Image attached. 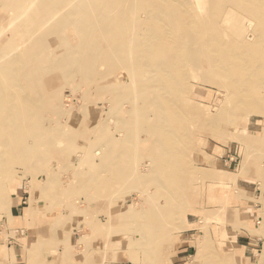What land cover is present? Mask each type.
Returning a JSON list of instances; mask_svg holds the SVG:
<instances>
[{"label": "rangeland", "instance_id": "obj_1", "mask_svg": "<svg viewBox=\"0 0 264 264\" xmlns=\"http://www.w3.org/2000/svg\"><path fill=\"white\" fill-rule=\"evenodd\" d=\"M131 1L132 0H124L123 2L131 3ZM160 1L166 4L163 11L166 13V16H163V21L159 23V26L165 30L161 32L163 34H157L156 38H150L151 41L148 42V47L153 55L160 54L157 56L158 58H163L162 55H164L165 59L170 60L169 63L165 65V68L171 72L172 77L175 75L170 85V91L175 94H169L171 96L170 98H172L169 99L174 103H170L172 105L170 106L169 101H166L168 107L174 109L176 113H174V110L168 107L166 108L168 110H166V113L171 116L169 121L170 126L176 132L179 143V145H176V150H178L177 155H181L180 160L179 156L176 157L179 165L175 170V176H171L173 180L169 177L170 180L168 178L164 182V187L162 188L158 187L155 183H149L143 188L118 187L116 184L124 179H128V176H126L127 169L133 170L135 168V171H137L138 168H140L138 171H144V169L151 164V166L157 165V162L155 163V160L153 161V157H149V160L148 158H130V162L129 160L123 161L124 163L118 162L112 150L110 151L103 147L105 142H112L107 140L114 133V143L109 147H113L115 144L113 150H120L122 147L123 149H127L128 145L122 142V139L126 136L125 133H127V135L130 134L131 127L127 115L124 117L127 123H125V121H120L121 119H119L118 115L121 113L120 111L116 112L114 109L115 93L107 87V85L111 83L121 82V77L109 71V58L105 55L106 49L102 47L100 37L87 36L86 44L88 48L92 46L93 49L89 50L94 54L95 58L97 57L96 59L93 58L92 65H89L92 69H89L88 66L82 75L75 73L77 76H75V74L71 75L65 80L66 83L62 82L63 85L60 84L61 82L56 84V86H58H55L56 93L54 92V94L48 95L50 93L43 88H40L36 92L39 98V109H44L40 111L37 117V123H45L47 126L49 121L48 128L45 127L40 132L44 141H47V137L50 138L48 141L51 142V144L48 141L47 143L49 145L47 143H42L43 145H39L37 149H35V152L37 154H42L48 149H56L63 158V166L69 167V170L66 168L63 169L64 172H58L53 182L55 185L51 184L50 187L47 186L44 188L39 184H41L46 177L38 172L36 174H30V176L22 165L13 162V158H15V153L13 151L10 152L8 155L9 157L7 156L3 165L0 166V197L4 195L5 199H3L7 201L5 210L0 209V220L3 217H7L10 208L19 202L21 203V211L24 212L22 217L10 219L3 226L2 223H0V264H248L244 260L242 248L239 247L237 243V235L239 230L247 224V221L243 218L244 208L248 207V204L253 202H263L264 115L256 116L243 112L236 121L235 126L233 125L232 127L210 125L208 121L210 118L219 114L223 109V104L227 106L226 109L228 110L234 107L232 106L236 103L234 96H230V98L227 99L230 94L240 93L239 99L241 100H245L248 96H251V98L263 96L264 71L261 69L260 72L253 73L250 76L248 75V77L247 75L244 76L246 77L245 80L247 79L246 85L241 86V88L236 87L232 78L225 75L223 72L216 71L212 73L206 71L205 74L204 66L207 65V60H209L208 57V59L206 58L201 64H196L193 61L191 62L189 58L187 60V57H185L187 55H183L187 49L186 46L176 47L178 46L179 39L177 34H179L180 31H175V22L181 23L180 30L187 39L184 38L185 42L187 41V45L189 44L188 41L190 42L189 39L193 38L198 33V30L203 32L202 37L204 35L207 37L226 35L230 37L229 40H236V38L247 30L246 26L242 27L238 20H236L242 18V15L238 14L237 18L231 19L228 23L224 22L222 26L219 25V28H222L218 29L220 31L209 32L205 31L211 24V16L209 13L211 5H209V2H207L206 8L200 11L197 0ZM153 2L154 0H141V4L137 7L135 13H130L129 11V14L132 16L134 15L133 18L136 19V22L129 27L128 32L131 34L132 30L131 36L135 39L141 38L144 33H141L140 27L143 20L153 12ZM10 11L11 10L8 9H0V29L8 27V30H11L10 33L14 41L19 45L18 50L21 51L24 48L21 47V45L24 44L26 36L18 32L13 33L12 24L7 26L9 22H12L14 17V12L12 11V13ZM9 12L11 14H9ZM174 18L175 20H173ZM244 22L246 21L244 20ZM72 30L76 31V29H72V27L66 29L67 32L71 31L70 33H73L72 36L77 34L75 36L77 37L76 39L74 37L72 38L73 43H80L77 42L81 41L80 34H78L77 31L72 32ZM147 30L148 29H145V32ZM242 30L244 31L242 32ZM237 34H239V36ZM79 37L80 39L78 40ZM159 41L161 42V47L158 50L157 47H159V45L157 47H155V45L159 44ZM153 43L156 44L154 45ZM93 50L96 52L102 50L104 52L101 51V53H96ZM169 51L172 54L171 56ZM187 52L188 51L184 54H187ZM163 53H167L170 58L166 56L167 54ZM118 54H120V51H118ZM132 54L133 58L146 57L148 55L149 60L147 65L135 67L134 71L127 72L126 75L122 76V80L126 76L124 80L131 83L128 88L118 92L121 96L124 94L119 102V105L125 106L123 110H127V103L133 101L135 90L140 85L139 81L155 73L154 67L150 65L152 64V56L150 57L149 54H146V52L142 50H137L136 52L133 50ZM104 55L106 58L104 57L105 60L103 59L102 61V56ZM257 64L258 63L255 65ZM260 64L262 63L260 62ZM255 65L244 66L243 68L254 69ZM189 66L192 67L189 68ZM198 68L200 71H198L197 74L195 71H197ZM94 70L95 73H93ZM189 72L192 73L190 74ZM88 75L91 76L89 77ZM109 75L110 78L112 77V80L108 78ZM191 75H194L193 77L195 78ZM200 77L202 78L201 80L199 79ZM179 78L182 79L178 81ZM223 78L224 80H222ZM102 79L105 81L104 83ZM214 79L216 82L211 81ZM99 80H102V83ZM96 81L100 83L98 82V84ZM20 82L22 85H25L23 79H21ZM68 83H71V86ZM177 83L182 87L178 86ZM173 86L175 87V91H172L174 90ZM127 91L129 93H127ZM15 96L19 98L20 94L15 93ZM106 106H108V109ZM191 107L192 109L190 111ZM50 109H55L58 114L53 116ZM106 110L108 111L105 112ZM260 110L264 113V104ZM52 117L54 122H52ZM56 117L59 119H56ZM90 119L94 121L92 127L88 128L85 124L87 120ZM174 121H176V123ZM187 124L189 126H187ZM50 125L52 127H50ZM174 125L179 127L176 128ZM182 126L185 128H182ZM56 131H61L62 134L56 135ZM180 134L183 138L180 137ZM245 134H248L249 137L245 139L247 142L243 143L239 137ZM117 135L119 138H117ZM255 137L258 138L255 139ZM52 142H54L56 146H53ZM248 146H251V149H249ZM97 147L104 148L106 154L103 152V158L107 157L106 160L103 158L101 160L93 156V150ZM114 158L115 160L113 161L112 159ZM93 159H96V162L92 164L91 162ZM66 162L69 166L65 165ZM133 162L134 164L136 163L135 166ZM39 163L49 169H53L56 166L54 160L50 157H45ZM110 163L112 166L116 163L115 166L117 167H112ZM101 165H103V167L105 166L107 169L103 168V170ZM109 166H111V168H109ZM115 168H120V171L117 170V173L115 172L116 174H113L114 172L112 169ZM81 171L82 174L83 172L84 174L91 172V175L97 172L94 176H98L96 179L101 184V190H92L89 192H93L92 194L84 191V189L81 190L79 188L81 185L79 182L82 178H78ZM77 174L79 175L76 176ZM114 176L117 178V182L113 180ZM60 180L61 182H59ZM169 181L171 185L168 184ZM67 182L71 184L70 187L73 190L70 188L69 191H62L59 186ZM75 182H77V184ZM163 188L164 190H162ZM166 190L167 194L169 193L172 197L169 196L171 199V201H169L170 203H164L163 205L168 207L169 204L172 203L175 207L178 206V212L173 219H169L170 221L165 223L158 230L157 235H149L148 243L151 244V246L147 249L148 251H142L141 247H139V245L141 246V242L137 246L138 241H134L133 245L120 243L123 232L120 226L114 222L113 218H110V216L108 219L106 218L108 213L112 214L114 217L117 215L121 206L130 203L133 204L134 208H139L140 210H147L154 206L160 207V203L155 201L153 196L160 195L161 192L164 194ZM256 190L260 192V195L257 196L256 194L255 197ZM86 193H88V195H85ZM53 195L55 197H53ZM83 195H85V197H91L85 198ZM149 195L152 196L149 197ZM148 197L152 198V200ZM68 198L70 201H68ZM75 198L76 200H74ZM3 199H0V208L4 207V204L2 205ZM62 199L63 203L74 202V206L76 209L78 208V210L74 209L73 203L70 204V206L72 205L71 207L69 205L63 206L62 201H60ZM151 201L154 204H150ZM72 215L76 216L74 217ZM92 219L93 228H91L92 226L90 224L87 225V221ZM145 222L146 219L139 217L138 221L134 224V228L140 229L141 227H145ZM52 223L53 225H57L61 231L56 234L46 232L47 228L53 226ZM136 224L140 225V228L139 226L137 227ZM85 225H87V227ZM94 226L96 228H100L101 226V229L94 232ZM46 238L47 240H45ZM48 238L50 239L48 240ZM44 243L46 245H44ZM43 245L46 246V249L43 248ZM47 248H49V250ZM145 256L147 257L145 258ZM149 256H152L154 259H151L152 257L150 258Z\"/></svg>", "mask_w": 264, "mask_h": 264}, {"label": "bare ground", "instance_id": "obj_2", "mask_svg": "<svg viewBox=\"0 0 264 264\" xmlns=\"http://www.w3.org/2000/svg\"><path fill=\"white\" fill-rule=\"evenodd\" d=\"M123 1L124 0H0V9L2 8L8 9V10H11L10 12L12 11L14 12V17L12 19V22H9L7 26H10L12 24L11 26H12L13 33L18 32V33H21L23 36H26L24 44L21 45V47H24V48L21 51H19L18 50L19 45L14 41V38L10 33L11 30H8V27H5V29H0V166L3 165V162L5 161L6 157L10 154V152L13 151L15 153V158H13V162L22 165L25 168V171L29 173V175L34 174V173L36 174L38 172V173L43 174L46 177L44 181L42 183L40 182L41 184H39L40 186L44 188H46L47 186L50 187L51 184H53V182L55 181L58 172H61L63 171V169L67 168L63 166L64 164L63 158L61 157L60 152L57 151L56 149H48L45 151V153H42V154H39V153L37 154L35 152V149H37L39 145H41L42 143L46 144L48 139H50L49 137H47L48 138L47 141H44L42 139L41 132H40L43 128L49 125V121H48L47 126L45 125V123H40V124L37 123V117L39 116L40 111L44 109L43 108L39 109L40 108L39 98L37 97L36 92L40 88H43L48 93H50V94L47 93L48 95H51L52 93L54 94L56 84L60 82H61L60 84H62V82L66 83L65 80L75 73L82 75L86 67H88L92 63L93 58H95L94 54H92L91 51L89 50V49L91 50L93 49L92 46H89L91 48H88L86 44L87 43L86 37L96 36V38L100 37L101 45L102 47L106 49L105 55L107 56V58H109V64H108L109 71L112 73H116V75L121 77L120 79L121 82L118 81V83H111L107 85L108 89L115 93V94L113 93L115 95L114 109L116 112L120 111L121 114L118 115L119 119H121L120 121H125L124 120L125 115L128 116V121L130 122L129 124L131 127L130 134L127 135V133H125L126 136L124 135L125 137L124 138L122 137L123 138L122 142L128 145L127 149L125 148L123 149L122 147L120 148V150L119 149L113 150L115 144L113 147H109V146H112V144L114 143V140H115V135L113 136L114 133L107 140V141H112V142H105L103 147L106 149H109L110 151L112 150V153L114 157L117 158L118 162L127 161L130 158L132 159L133 158L134 159L148 158L149 160L151 157H153V161L155 160L154 161L155 163L157 162V165L155 166H151L152 164L150 163L151 165L146 167L144 171H138L140 168H138V170L135 171L134 167H133L134 168L133 170L127 169L126 176H128L127 177L128 179H124L123 181L117 182L118 180L114 176L113 180L117 182L116 184L118 185V187L125 186V187H132V188H136V187L143 188L149 183H155L158 187L162 188L164 187L163 186L164 182L169 177L172 178L171 176H175L176 174L175 170L177 166L179 165V163H177L178 159L176 160V157L179 156V160H180L181 155H177L178 150H176L177 148L176 145L177 144L179 145L177 135H176V132L171 128L170 123H169L171 116L166 113V110H167L166 108L168 107L166 101H169V104L174 103L170 100L172 98H170L171 96L169 94L173 95L172 93H174L170 91L171 90L170 85L175 75H173L172 77L171 72L165 68L166 67L165 65L168 64L170 60L165 59L164 55H162L164 59L161 57L158 58L157 56L160 54L153 55L152 52H150V49L148 47V42L151 41L150 38L152 39L156 38L157 34L158 35L163 34L161 32L165 30L164 28H161L159 26L160 25L159 23L163 21V16H166V13L163 12L166 4L165 2H161L160 0H154L153 2L154 5L152 7L153 12L150 13L149 16H147L143 20L141 27L139 26L141 33L143 32L144 33L142 34L141 38L135 39L134 37L131 36L132 30H131V34H129L128 32L129 27L136 22V19L133 18L134 15L132 16L131 14H129V11L130 13H135V10L141 4L140 3L141 0H132L131 3H125ZM207 2H209V5H211L210 12H209L211 16L210 17L211 24L205 31H209V32L210 31H220L218 29H222V28H219V25L222 26L224 22L228 23L231 19L233 18L235 19V17L237 18V15L239 14V15H242V18H239L236 20H238V22L240 23L242 27L244 26L247 27V30L245 28L246 32L244 33L243 32L244 30H242L243 34L240 36L239 34H237L239 37L238 38L235 37L236 40H232V39L229 40L230 37L226 35L215 36V37L213 36L207 37L206 35H204L205 37L204 36L202 37L203 32L198 30V33L193 38L189 39L190 42L188 41L189 44L187 45L186 43L187 41L185 42L184 40L185 37L183 36L182 31L180 30L181 23L174 21L175 31L176 32L180 31L179 34H177L179 39H178V46L176 47L186 46L187 47L186 51L188 52L187 54H184L186 52L184 50L185 52L183 53V55H187L185 56L187 57V60L189 58L191 62L193 61L196 64L197 63L201 64L208 57L209 60H207L208 61L207 65L204 66L205 74H206V71H210L212 73L216 71L223 72L225 75L232 78L233 83L236 85V87L241 88V86L246 85L247 79L245 80L246 77L244 76L247 75L248 77V75L250 76L253 73L260 72L261 69L264 71V0H197V4H198L200 11H203L206 8ZM10 12L9 14H11ZM173 20H175V18ZM244 20L246 22H244ZM68 27H72V29L75 28L77 33L80 34L81 41H77L80 43H77V44H75V42L73 43L72 38L74 37L76 39L77 37L75 36L77 34L75 36H72L73 33L71 34L70 33L71 31H68V32L66 31ZM145 29H148V30L145 32ZM76 31L72 30V32H76ZM79 39L80 37L78 38V40ZM160 43H161L160 41H159V44L155 43L156 45L153 43L155 47L159 45V47H157L158 50L161 47ZM133 50L134 52H136L137 50L139 51L142 50L146 52V54H149L150 57L152 56L151 57L152 64L150 65L154 67L155 73L152 76L142 78L139 81L140 85L135 90V97L133 98V101L131 103L130 102L127 103V108H126L127 110L124 109L125 110L124 111L123 108L125 106L119 105L120 99L122 98L124 94L121 96V94H119L118 92L122 91L123 89L128 88L129 84L131 83H129L127 80H124L126 79L125 78L126 76L122 80V76L126 75L127 72L134 71L135 67H141L143 65H147L148 60H149L148 55L146 57H134L133 58V54H132ZM101 51L99 52L101 53ZM118 51H120V54H118ZM99 52H96V53H99ZM169 53L171 56L172 54L170 51ZM163 54H167V53H163ZM105 55L102 56L103 57L102 61L104 57L106 58ZM166 56L170 58L168 54ZM260 62L262 64H260ZM256 63L258 64L255 65ZM196 64L194 65L196 66ZM249 65H255L254 69H249V68L244 69L243 68L244 66L247 67ZM191 67L189 66V68ZM88 68L92 69V67L90 66ZM198 71H200L199 68L195 72L197 73ZM93 73H95V70L93 71ZM75 76H77V74H75ZM88 76L90 77L91 75H88ZM191 76L193 77L194 75H191ZM114 77L119 78L117 76H114ZM108 78L112 80L111 79L112 77L110 78V75L108 76ZM21 79L25 81V85H22V83L20 82ZM181 79L182 78H179L178 81H180ZM199 79L201 80L202 78L200 77ZM102 80H99V81L101 82ZM222 80H224V78ZM99 81H96V82L98 83ZM211 81L216 82L215 79ZM104 82L105 81L103 80V83ZM68 84H70L71 86V83H68ZM83 84L85 85L84 82ZM174 86H173L174 90L172 91H175ZM178 86L180 85L178 84ZM15 93H19L20 97L16 98ZM127 93L129 92L127 91ZM237 94L236 93L232 95L227 94L228 95L227 99H229L230 96L231 97L234 96V99L236 102L235 105H232L234 107L228 110L226 109L227 106L223 104L224 105L223 109L219 112V114L209 119L208 122L210 123V125L212 124L215 126L224 125L228 127H232L233 125L235 126L236 121L239 119V116L243 112L244 113L247 112V114H252L256 116L264 115V113H262L263 111L260 110V108L264 104V95L261 97H252V98L251 96H248L245 100H241L239 99V96L241 94L240 93H237ZM170 106L172 105L170 104ZM107 107L108 106H106V108ZM191 109L192 107L190 108V111ZM171 110H174V109H171ZM107 111L108 110H106L105 112ZM50 112L53 114V116L54 115L56 116L58 114V112L55 111V109H52V110L50 109ZM50 112H47V113H50ZM169 113L172 114L171 112ZM174 113H175V110H174ZM86 115L88 114L86 113ZM56 119H59V118L56 117ZM52 120H53V117H52ZM93 121L94 120H91V119L87 120L85 124L86 127L88 128L92 127ZM176 121L174 122L176 123ZM262 121H261V125H262ZM52 122H54V120ZM125 123H127V121H125ZM263 124H264V121H263ZM176 125H174V127L176 128L179 127ZM184 126H182V128ZM187 126L189 125L187 124ZM50 127L52 126L50 125ZM61 131H56V135L62 134ZM179 131H182V130H179ZM180 137L183 138L181 134H180ZM247 137H249V135L245 134L242 137H239V139L243 143H246L247 140L245 141V139H247ZM263 137H264V134H263ZM117 138H119L118 135H117ZM257 138L258 137H255V139ZM54 142H52L53 146L55 145ZM49 143L51 144V142ZM103 147L95 148L93 150V156H95L96 158H100L102 160L103 154L105 153ZM248 147L249 149H251L250 148L251 146H248ZM45 157H50L52 160H54L56 166L53 169H49L44 165H40L39 162H41ZM106 158L107 157L103 159L106 160ZM95 160L96 159H93L91 163L92 164L95 163L96 162ZM112 160L114 161L115 158ZM130 161L131 160H129V162ZM243 161H244V158H243ZM67 162L65 165H68ZM115 164L116 163H114L113 166H115ZM103 165H104V162H103ZM103 165H101L102 169L103 168L107 169L105 168V166L103 167ZM133 165L135 166L136 163L134 164L133 162ZM111 166H109V168H111ZM67 169L69 170V167ZM115 169H112L114 172L113 174H116L117 173L116 171L119 170L120 168H115ZM90 173L91 172L84 174L83 172L82 174V171H81V173H79L80 175L79 174L76 175V176L79 175L78 178L79 177L82 178V180H80L79 182V184H81L79 188L81 190L84 189V191L88 193L92 190L93 191L101 190V184L96 179L98 176H94L97 174V172H95V174L93 173L92 175ZM59 182H61V180ZM68 182L63 183L59 186L62 189V191L70 190L71 184L69 183H72V182H69V183ZM75 183L77 184V182ZM76 184H75V187H76ZM168 184H170V181ZM162 190H164V188ZM88 193H86L85 195H88ZM92 193H89V194H92ZM51 194H54V193H51ZM168 194L166 190L164 194H162L161 192L160 195L153 196L154 197L153 199H155V201L160 203V207L154 206V207H150V209H147V210H140L139 208L138 209L134 208L133 204L130 203L128 205L121 206L117 212V215L114 217L112 216V214L108 213L106 218L108 219L109 216L110 218H113L114 222L120 226V229L123 232L120 238L121 240L120 243H123V244L125 243L127 245H133L134 241L135 242L138 241L137 246L141 242V246L139 245V247H141L142 251L144 252L148 251L147 249L151 246V244L148 243L149 235L150 234L157 235L158 230L165 223L170 221L169 219H173L175 217V214H177L178 212V209H177L178 206L175 207L172 203L169 204L168 207L163 205L164 203H168L169 201H171V199L169 198V196L171 195L170 194L168 195ZM85 195H83V197H85ZM152 195H149V197ZM55 196H56V192H55ZM55 196L53 195V197ZM4 197L5 196L3 195V197H0V199L1 198L3 199ZM88 197H85V198H88ZM4 199L2 200V205L4 204V207L0 208L2 210H5V207L7 204V201H5ZM149 199L152 200V198H149ZM74 200H76V198ZM60 201H62L63 206H67V205L70 206V204L72 203L74 206L75 204L74 202H66V203L64 202L63 203V199ZM68 201H70L69 198H68ZM0 203H1V200H0ZM151 203L154 204L152 201L150 202V204ZM74 209H76V207ZM76 210H78V208ZM139 217L146 219L145 227L140 228V225L136 224L137 227L139 226L140 228V229H136L134 228V224L138 221ZM87 223H88L87 225L90 224L92 226L93 219L90 221H87ZM87 225L85 226L87 227ZM96 227L93 230L94 232H97V230L101 229V226L100 228H96ZM91 228H93V226ZM60 231L61 230L59 229L57 225H53L52 227L50 226L49 228L46 229V232H50L52 234H56L57 232H60ZM49 239L50 238H48V240ZM45 240H47V238ZM44 245L46 244L44 243ZM44 245H43V248L46 249L45 248L46 246ZM47 249L49 250V248ZM146 257L147 256H145V258ZM149 257L151 258L152 256H149ZM151 259H154V258L152 257Z\"/></svg>", "mask_w": 264, "mask_h": 264}, {"label": "crops", "instance_id": "obj_3", "mask_svg": "<svg viewBox=\"0 0 264 264\" xmlns=\"http://www.w3.org/2000/svg\"><path fill=\"white\" fill-rule=\"evenodd\" d=\"M256 194L259 196L260 192L256 190L255 197ZM262 199V203L253 202L244 208L243 218L247 224L237 235V243L242 248L244 260L248 264H264V193ZM20 206L19 202L10 208L8 216L0 220L2 226L10 219L23 216L24 212L21 211Z\"/></svg>", "mask_w": 264, "mask_h": 264}]
</instances>
